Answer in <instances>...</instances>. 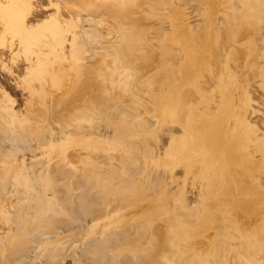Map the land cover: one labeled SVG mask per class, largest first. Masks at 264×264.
<instances>
[{
  "label": "bare ground",
  "instance_id": "obj_1",
  "mask_svg": "<svg viewBox=\"0 0 264 264\" xmlns=\"http://www.w3.org/2000/svg\"><path fill=\"white\" fill-rule=\"evenodd\" d=\"M39 1L43 3L47 0ZM49 2L51 7L55 6L56 12L43 24L32 26L29 22L37 12L32 0H0V21L13 35L7 48L13 49L15 45L19 47L12 59L19 70L28 64L25 80L30 96L37 101L33 104L30 102L23 117L13 107L7 105L8 103L4 105L0 102V118L14 133L16 132L17 136L13 137L15 141L10 139L15 143L6 146L10 149L6 153L9 158L4 162V176H1L0 180L6 185L13 183V186L18 184L32 189L31 196L37 199L42 209L40 213L44 217L55 212V217L71 216V219L76 220L83 212L99 213L104 205L99 208L100 200L129 201L131 198L141 197L153 191L157 186L160 187L163 181H169L173 171H170V176L169 171L159 169L160 163L154 161L152 158L155 157L154 154L140 137L146 133L152 140L157 139L161 143L160 152L174 156L189 144V136L185 131L189 129L198 145L196 150L190 153L197 156L206 148H212L215 154L214 163L219 167L218 175L213 182L200 184L201 186L192 192H200L207 196L217 192L231 200L227 203L231 207H234L233 204L238 206L237 199H241L242 208L248 209L249 212L264 213V110L263 114L262 112L257 114L248 103L254 98L264 102V0H227V7L221 14L217 13L220 14V21L214 26L211 16L207 15L209 10L206 7L214 6L218 1L206 2L204 5L199 0H49ZM167 4L178 5L181 9L176 12L177 15L165 17L162 15V7L168 6ZM84 12L88 13V17ZM190 17L196 21L194 25L188 26L184 20ZM107 20H110V23ZM163 20L170 23V26L168 24L166 26L167 29L169 26L168 32L164 31L163 26H158L159 22L164 23ZM105 21L106 35H111L109 46H104L100 42L101 39H106L101 27ZM172 30L179 31L178 39L181 40L179 47L183 49V54L179 55L184 59V65L177 55L179 52L176 53L173 47L176 39L174 40L172 36L174 41H171L168 37ZM194 41L203 43L205 51L212 49L213 65L220 61L222 65L226 61L230 64L229 59H232L231 64L237 69L235 77L237 85L233 87V92L221 86V78L225 76L223 67L218 68L220 74L215 69V73L219 74L216 76L213 66L209 69L207 66L202 67L201 64L196 65V62L194 64L187 52L190 43ZM95 43L100 44L99 47L102 48L100 52L94 48ZM176 44L174 46H178ZM215 46L221 48V53L217 52L221 54L220 57L214 51ZM185 65H187L185 92L181 96L176 95V92L172 93L171 96L175 99L174 106L160 109L162 99L167 97L168 88L175 84L177 79L184 77L181 69ZM135 69L141 70L139 75L142 73L144 75L139 76ZM42 72L45 74H41ZM51 99L54 100L52 103ZM191 102V107L184 111L183 104ZM150 103H154L155 106ZM209 110L213 111V114H209L207 112ZM183 115L185 118L190 116L187 125L181 121ZM191 116L199 117L203 121L196 122ZM24 121L30 122L33 128L26 132L20 131L19 123L23 122L21 124L25 125ZM7 125L6 130L9 129ZM2 131L5 134L4 130ZM9 132L11 134L10 130ZM6 134L5 137L9 135L8 132ZM1 139L7 141L3 136ZM82 145L90 148L87 154L85 152V156L81 151ZM111 150L117 153L113 151L114 154ZM100 151L111 153H104L105 155L100 157L101 155H98ZM118 151H121V154H118ZM17 153L21 154L15 156ZM194 157L192 156L190 160ZM103 167L106 171H102ZM83 170L87 175H83L85 174L82 173ZM44 181L50 184L48 185L50 189ZM9 197L11 199V196ZM188 198L186 202L193 203L195 197L190 194ZM22 199L24 201L25 197ZM19 205L20 203L18 206L15 203V210ZM118 205L120 212L121 205L120 203ZM144 211L146 210H143V213ZM118 212L115 210L119 216ZM143 213L140 214L145 216ZM172 213L170 218L162 219L158 223L157 229L151 228L146 221L135 222L132 221L134 218L130 217L128 218L131 221L125 224H122L124 220L120 224H116V220L109 221L111 239L105 238L110 239L107 240V244L109 246L111 243V248L110 250L108 248L109 252L105 251L106 246L104 251L102 250L103 254L99 253L102 258L100 264H263L264 241L262 244H258L257 240L244 243L243 234L238 228L231 229L224 224L222 227L227 235L232 234L238 238L237 248L233 243L214 248L208 247L212 243L206 246L197 244L194 248L181 252L177 246L169 247L170 237L186 240L188 236L177 235V231L171 228L179 227L177 222L179 215ZM179 213L178 219L182 221V228L185 231L187 228L184 225L193 224L194 221L190 216H186L187 212L186 215ZM212 218L214 222L217 220L215 215H212ZM17 222L22 223L20 220ZM56 224L55 226L60 228V225ZM52 226L54 227L51 224L50 228ZM53 227L51 229H56ZM94 227H91V230H94ZM201 234L199 232L194 237H200ZM61 237L63 236H60L59 240ZM97 237L100 239V235ZM97 237L93 243H96ZM190 239L191 237L187 240ZM89 241L91 242L90 239ZM171 247L174 248V252ZM37 248L41 247L37 245ZM47 250L52 251L49 248ZM86 251L85 253H88ZM36 254L39 256L40 253ZM72 257L76 258L74 255ZM56 261L54 263H57ZM79 262L77 260L76 264Z\"/></svg>",
  "mask_w": 264,
  "mask_h": 264
},
{
  "label": "rangeland",
  "instance_id": "obj_2",
  "mask_svg": "<svg viewBox=\"0 0 264 264\" xmlns=\"http://www.w3.org/2000/svg\"><path fill=\"white\" fill-rule=\"evenodd\" d=\"M199 1H200V3H203L202 5H204L206 2H212V1H213L212 3H215L216 1L219 2V3L217 2V4L214 6L211 5V7H206L209 10V11H207L208 17L211 16L210 19H212L214 21L213 22L214 24L212 23L213 26L218 25V23L220 21V19H219L220 14L227 7L226 6L227 0H207V1L203 0V2H202V0H199ZM32 3H33V6L37 10V12L33 15V17L31 18V20L29 22L32 26H39V25L43 24L44 22L47 21V19L51 15H53L56 12L54 9L55 6L51 7L49 0H47L46 2H43V3H41L39 0H32ZM219 4H221V5H219ZM164 6L163 7L161 6L162 10H163L162 15H164L165 17H169V18H171L173 14L177 15L176 12L181 9V7H179L178 5H175V6L164 5ZM214 11H215V13H214ZM84 13H85V16L88 17L87 16L88 13H86V12H84ZM208 13H210V14H208ZM217 13H220V14H217ZM207 15H206V18H207ZM217 15L219 16L218 18L216 17ZM65 17L69 18L68 15H65ZM191 18H192V20H191ZM194 19H193V17H190L188 19L190 22L188 20H184L186 22L185 24L188 26L192 25V24L194 25V23L196 21V20L194 21ZM107 21L110 23V20H107ZM163 21H164V23H162V21H161L158 23V26H160V27L163 26V28H165L164 31L165 30L167 31L169 29L171 21L168 20L170 23H168V21L166 22V20H163ZM167 24L169 25L168 29L166 27ZM101 27L103 28L102 33H104L105 38L110 39V41H106V39L103 38V39H101L102 41H100V42L103 43L104 46H109V45H111V35H106V33H107L106 21L104 22V24H102ZM175 31L172 30V33L168 37L171 39V41H174L176 39L174 42V45H175V43H177L178 46H174L173 42H172V45H173L174 49L176 50V53L179 52L177 55L179 56V59L182 60V62H183L184 59H182L180 56L183 54V49L181 47H179L181 45V40L178 39V38H180L179 34H178L179 31L178 30L176 32ZM172 36L174 37L173 38L174 40L171 38ZM12 39H13V35L6 30L5 25L0 21V102H2L4 105H6V103H8L7 105H10L11 107H13L18 112V114L21 117H23V115L26 114V112H27V107L30 104V102H32V104H33V103H37V101H36V99H33L30 96V92L28 90V83L25 80V78L27 76V71H28L27 70L28 64H25L23 69L19 70V69H17V67L14 63V60L12 59L16 56V54H17L16 52L19 50V47H17L15 45V47L13 49L7 48L8 44H10ZM192 43H190V45L193 47V49L190 46L187 49V52H188V56H190L192 58V61L194 62V64H196V63H197L196 65L201 64L202 67L207 66L209 69L213 66L214 75L216 74L215 69L218 70V68L222 69V67H223L225 76H224V78L223 77L221 78V81H222L221 86H223L224 88L230 89V91L233 92L234 91L233 87H236V85H237V82L235 80V77L237 75V69L231 64L232 59L231 58L229 59L230 64H228L226 61V63L222 65V62L220 61V63L213 65L212 64V57H213L212 49L205 51V47L203 46V43H201L200 41H194ZM93 45H94V48H96L98 52L101 51L102 48L99 47V45H100L99 43H95ZM215 48H216V49H214L215 53L220 57L221 54H218V53H221L220 46H218V47L215 46ZM218 49L220 50V52ZM1 51H3V52H1ZM180 51H181V53H180ZM216 61L219 62L218 59H216ZM89 63H91V61H89ZM183 65H184V62H183ZM186 68H187V65H185L184 68L181 69L182 73H184V75H183L184 77L182 79L179 78L180 80L177 79L175 84L171 85L170 88H168L167 97L162 99L163 103H162L160 109L164 110V109L168 108L169 106H171V107L174 106L175 99H174V97L171 96L172 93L176 92V95L180 94L179 96H181L185 92L184 81L187 78V75L185 72ZM9 69L11 71H9ZM135 70H137V69H135ZM219 70H218V72L220 74L221 72ZM140 71L141 70H139L137 72L138 75H139ZM10 72H12V73H10ZM41 74H45V73L42 72ZM219 74H216V76H218ZM143 75H144V73H142V75H139V76H143ZM208 90H209V88H208ZM52 101H54V100L51 99L50 103H52ZM248 103H249L250 107L253 108L257 114L264 110L263 109L264 108V102L257 99V98H254L253 100H249ZM150 104L152 106H155L154 103H150ZM190 104H192V102L187 103V104H185V103L183 104L184 111L188 110L189 107H191ZM207 112L209 114H213V111L209 110ZM263 112H262V114H263ZM191 118L196 122H202L203 121V119H200L199 117H196V116H195V118L193 116H191ZM192 119H191V121H192ZM181 121H183V123H185L187 125L188 122L190 121V116H188V118H185L183 115V118ZM21 123L23 124V122H21ZM21 123H19V125L21 126L19 128V130L21 129L20 131L26 132V130L28 131V130L33 128V126H31L30 122L27 123V121H24L25 125H22ZM3 124H5V123H3V120L0 118V142L2 141L0 144V174H1L0 177L4 176V173H3V168L5 167L4 162L6 159L9 158L6 155V153L8 151H10V149L7 148L6 146H8V144L12 145L13 143H15L13 141H10V139L12 140L14 136L17 138L16 132L14 133L12 128H10V126L7 124H5V125L9 126L8 127L9 129L6 130L7 127L5 125L3 126ZM258 128H260V127H258ZM2 130H4L5 134H3ZM9 130L11 131V134H10ZM1 131H2V133H1ZM5 131L8 132L9 139H8V136H6V137L4 136V135H7L6 134L7 132H5ZM185 131L188 133V136H189V144L187 146H184L183 149L181 151H179V153H177L174 156H168V154H166L163 151L160 152L161 143H160V141L158 142L157 139L152 140V137L148 136L146 133L141 135L142 138L140 137V139H142L141 141H144L145 144L148 146L150 152L154 154L155 157L152 156V158H154V161H156L157 163H160V164H158L159 166L157 165L159 167V169L162 168V169H165L167 172L169 171L168 173L170 176L172 174V177L169 176L170 177L169 181H167V182L163 181L162 182L163 185L161 183L162 187H161V185H159L161 187V189H160V187L157 186L155 189H153V191L148 192L146 194H143V195H141V197L139 196L136 198H131L129 201H127V200L120 201V199H117V201L116 200H112V201L107 200L106 201L103 199V202H104L103 203L102 200H100L101 204L99 205V208L101 207L102 204H104V205L100 208L99 213L95 214L93 212L91 213L90 211H88V213L83 212L78 217V219H76V220L74 218L71 219V216H65V217L64 216H59V217L57 216L59 218V219H57V217L54 216L55 212H53L49 215H45V217H44L40 213V210H42V209L40 208L37 199L33 198L31 196V195H33L32 189L27 188V187L24 188L23 186L18 185V184H14V186H13V183H12V185H10V184L6 185L4 183V181L0 180V191H1L0 192V196H1L0 205L2 204L0 206V248L2 251V253L0 251V260H1L0 264H8V262H10V261H11L10 264H34V263L35 264H65V261H66V264H76L77 260H78V262L79 261L81 262V263L79 262V264H88L90 261L91 262L89 264H98V263L100 264V263H102V258L100 257L101 256L100 254H103L102 250L104 251V247L107 246L105 248V251H108V248H109V250L111 248V245H110L111 243L108 242L109 246H110L109 247L107 244V240L109 238L111 239V235H110V232H111V227H110L111 225L110 224L111 223L110 222L112 220H116V224H120L124 220L122 224H125V222L131 221V219L128 218V217H130L132 219L133 218L135 219V220L133 219L132 221H135V222L137 220L146 221L145 223L148 222V224L151 228L157 229L158 223L162 219L170 218L171 215L173 214L172 212H174L175 214H177L179 216H180L179 212L185 213L184 215H186L188 213L186 216H190L191 218H193V221H194L193 224H185L184 226L187 229L184 231L182 228V221H180L178 219L179 218V216H178L177 222L179 223V227L171 226V228H174L177 231L176 232L177 235L184 237V235L186 234V235H188L187 239L191 237V239L189 241L187 239L183 240L181 238L179 239V238L170 237L169 244L170 243L171 244L169 245V247L172 245L177 246V249L180 252L182 250L187 251L189 249H192L197 244L206 246V244L208 245V243H212V244L208 245L209 248L221 247V245H225V244H229V243L230 244L233 243L236 246L235 248H237L238 238L233 236L232 234L227 235L226 230L222 227L223 224L226 225L227 227L231 228V229H237L238 228L241 231V233L243 234L244 243H245V241L250 243V240H257L258 244H262V242L264 241V227H263L264 213H261V212L257 213V212H253V211L249 212L248 209L242 208L243 201L241 199H237V202L239 203L238 206H237V204H233L234 207H231L230 205L227 204V203H230L231 200L225 198L227 196L222 197L217 192L212 193V194L210 193V196H207V194H203L200 192H192L194 190L196 191L198 189V187L201 186L202 184L213 182L215 177L218 175L217 172H219V167L216 165V163H214L215 154H214V150L212 148H206L201 153H199L197 156L190 153V152L196 150V148H197L196 146H198V145L194 141L193 136H191V131L189 129H186ZM10 135H11V137H10ZM2 136L4 137V139L6 138L7 141H5V140L3 141V139H1ZM148 139L150 140V142ZM2 144H4L3 147H1ZM81 147H82L81 151H83L82 153L85 156L89 152L90 148H87L83 145ZM2 148H7V149L2 150ZM111 151H112V153H114V152L117 153V151H115V150H111ZM85 152H86V154H85ZM155 152H156V154H155ZM104 153L110 154L111 152L105 151ZM104 153L102 151H100V154L98 152V155H101L100 157H103V155H105ZM20 154L21 153H17V154H15V156L20 155ZM118 154H121V151H118ZM2 155H4V157ZM157 155H159V157ZM192 156L193 157L195 156V157L192 158V160H190ZM210 156L212 158H210ZM155 158H157L158 160H155ZM159 159H162V160H159ZM211 159L213 160L212 163H211V161H212ZM189 160L191 162H189ZM195 165H197L196 170H195ZM204 165H205V167H204ZM213 165H214V167H213ZM84 166L85 165L82 166L83 169H84ZM210 166H212V167H210ZM197 167H198V169H197ZM211 168L216 172L214 173V171ZM215 168H217V169H215ZM105 169L106 168L103 167L102 171H106ZM170 171H173V172H171V174H170ZM211 172H213L215 174V176ZM82 173H85V174H83L84 176L87 175V173L84 170ZM199 181H200V183H199ZM44 182H45V185L47 187H49V189H50L51 187L48 186L50 184H48L47 181H44ZM4 184L6 186H4ZM17 186H19L20 188L19 187L17 188ZM4 188L7 189L6 190L7 193L4 192V190H5ZM157 190H159V191H157ZM155 191H157V194ZM10 193H12L13 195ZM7 194L9 196H11V199ZM190 194L195 197V199L193 200V203L186 202L189 200L188 195H190ZM7 196H8V198H7ZM16 196H17V198H16ZM21 196H24L26 200L24 199V201H23L22 198H24V197H21ZM181 196H183V197H181ZM2 197H4V198H2ZM176 199H177V201H176ZM13 201H14V203H13ZM34 201H35V203H33ZM4 202L6 205L4 204ZM26 202L27 203L29 202L28 205ZM15 203L17 206H18V203H20V205H21V207L19 205L17 210H15L16 209ZM108 203H109V205H108ZM118 203H120V205H121L120 206V212H118L119 211V207H117ZM234 203H236L235 199H234ZM13 204H14V207H13ZM132 204H134V205H132ZM135 204H137V205L135 206ZM3 205H4V207H3ZM24 205L26 206V208H24ZM29 205L31 206V208ZM37 207L39 208V211H37ZM27 208H29V209H27ZM190 208H191V210H189ZM19 209H20V211H18ZM109 209H111V210H109ZM112 209H114V211ZM125 209H126V211H123ZM232 209H233V211H232ZM34 210H36L35 213H34ZM115 210H116V213L117 212L119 213V216H118V214L115 213ZM143 210H146V211H144V213H143ZM16 211L18 212L19 215H17ZM167 211H169L170 213ZM13 212H15L16 214H11V215L9 214V213H13ZM122 212H123V214H122ZM140 213L145 214V216L144 215L142 216ZM149 213H151V214H149ZM3 214H4V216H3ZM26 214H27V216H26ZM106 214H107V216H105ZM112 214H113V216H112ZM115 214H116V217L114 216ZM138 214H140V215H138ZM16 215H17V218H16ZM212 215H215L217 217V220L215 222L212 218ZM151 216L155 219H153ZM28 217H29V219H27ZM119 217H121V218H119ZM8 218H9V220H8ZM117 218H119V219L117 220ZM25 219H26V221H25ZM63 219H65V220L67 219L66 220L67 222ZM145 219H147V220H145ZM19 220L23 224L22 223L20 224L19 222H17ZM54 220H55V222H54ZM153 220H154V223H153ZM28 221H30V222H28ZM40 221H42V223H40ZM44 221H45V224H44ZM30 223L32 224V226ZM56 223H58L60 225L59 226L60 228L55 226V225H57ZM15 224H17V225H15ZM25 224L28 226H26ZM51 224L54 225V227H56V229L53 226L52 227L54 229H51L52 228V227L50 228ZM20 225L22 226L21 228L19 227ZM96 225L99 227H97ZM35 226H37V227H35ZM34 227H35V229H34ZM82 227H83V229H82ZM91 227L92 228L94 227V230L93 229L91 230ZM96 227H97V229H96ZM217 227H218V229H217ZM219 227H221V228H219ZM25 228H27L29 231L26 230ZM48 228H49V230H48ZM107 228H110V229H107ZM60 229H64V230L62 231ZM95 229H96V231H95ZM103 229H106V230H103ZM25 230L27 233L26 236L24 235ZM42 231H45V232L43 233ZM56 231L57 232L59 231L60 233H57ZM91 231L93 234L91 233ZM107 231L109 232L108 234H107ZM199 232L202 233L200 235V237L199 236L194 237V235L198 234ZM49 233H51L52 236H49L50 235ZM98 233H100V234H98ZM96 234L100 235L101 240L97 237ZM45 235H46V237H45ZM59 235L63 236V237H61V240H59L60 239ZM87 235L89 237L88 239H87ZM21 237H22V239H21ZM96 237L98 239H96V243H93V240H95ZM105 237H109V238L107 239ZM49 238H51L52 240L51 239L49 240ZM81 238H82V240H81ZM91 238H93V239H91ZM249 238H252V239H249ZM75 239L78 240V242ZM79 239L82 241V244H80L81 241ZM89 239L91 240V242L89 241ZM110 239H109V241H110ZM29 240H31L30 242L32 244L29 243ZM99 240H100V243L98 242ZM17 241L20 243H18ZM26 241H27V243H26ZM46 241H48V242H46ZM86 241L89 243V245H87L88 243ZM44 242L46 244H48L49 247H47L48 245H45ZM52 242H53V244L55 242L54 246H53ZM75 242H77V243H75ZM101 242H102V245H101ZM23 243H26V245ZM28 243H29V245H28ZM38 243H40L41 246ZM181 243H182V245H181ZM219 243H220V245H219ZM50 244H52V245H50ZM92 244H93V246H91ZM183 244H184V246H183ZM27 245H28V248H27ZM34 245L36 246V248H37V245H38V247H41V248L43 247L44 250L43 249L41 250V248L36 249ZM96 245H97V247L98 246L99 247L97 248ZM44 246L47 248H44ZM76 246L79 248H77ZM101 246H103L102 247L103 249L101 248ZM179 246H181V247H179ZM58 247L60 248V250L58 249ZM173 247H171L172 252H174ZM18 248H19V250H18ZM48 248L50 250H52V248H53V250L50 252L49 250H47ZM92 248H93V250H92ZM65 249H67V250H65ZM89 249L92 251H90ZM56 250L59 252H57ZM63 250H65V251H63ZM85 250H87L86 252H88V253H85ZM53 251H55L54 252L55 254L53 253ZM61 251H63L62 252L63 254L62 253L60 254ZM12 252L14 254L11 255ZM36 252L38 254L40 253L39 256L36 254ZM43 252H45V253L43 254ZM91 252H92V255H90ZM65 253H66L67 257H66V255H64ZM87 254L89 257L87 256ZM95 254L98 255L97 258H96L97 255L95 256ZM73 255L76 258H73L72 257ZM7 256H8V259H6ZM18 256L20 257V259H18ZM31 256H34V258ZM51 256H54V257L56 256L55 258H57L58 260L56 261L55 258L54 257L51 258ZM90 256H92V257H90ZM93 257H95V259ZM2 259H5V260L10 259V261H8V262L4 261L3 262ZM88 260H90V261H88ZM93 260L94 261L97 260V261L94 262ZM54 261H56L57 263H54ZM86 261H88V262H86ZM263 264H264V262H263Z\"/></svg>",
  "mask_w": 264,
  "mask_h": 264
}]
</instances>
